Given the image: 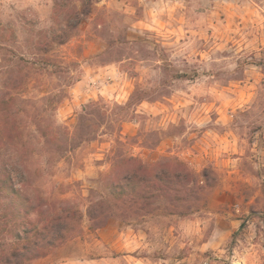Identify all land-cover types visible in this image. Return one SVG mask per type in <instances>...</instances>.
<instances>
[{"label":"rangeland","instance_id":"374dc122","mask_svg":"<svg viewBox=\"0 0 264 264\" xmlns=\"http://www.w3.org/2000/svg\"><path fill=\"white\" fill-rule=\"evenodd\" d=\"M184 116H208L214 131L232 118L248 146L239 179L220 157L187 154ZM129 154L207 168L201 200L90 228L89 198ZM3 180L29 207L67 198L83 216L44 255H11L22 211L0 188V264H264V0H0Z\"/></svg>","mask_w":264,"mask_h":264},{"label":"trees","instance_id":"16d2710c","mask_svg":"<svg viewBox=\"0 0 264 264\" xmlns=\"http://www.w3.org/2000/svg\"><path fill=\"white\" fill-rule=\"evenodd\" d=\"M85 7L75 12L69 26L76 28L80 24V15L85 17L89 13V6ZM207 176V168L197 173L175 157L162 156L149 162L132 154L117 155L102 176L104 194L90 197L86 205L89 227L98 229L114 219L129 222L157 209L184 215L201 200V191L208 185ZM199 177L203 180L199 181ZM0 188L11 197L16 215L22 211V222L17 226L20 229L15 230V235L24 241L11 255L26 260L42 256L50 247L66 242L80 231L83 214L70 199L50 198L29 207L26 193L15 183L3 180ZM18 203L23 207H18ZM40 213L45 217L39 218Z\"/></svg>","mask_w":264,"mask_h":264},{"label":"crops","instance_id":"0c3cea01","mask_svg":"<svg viewBox=\"0 0 264 264\" xmlns=\"http://www.w3.org/2000/svg\"><path fill=\"white\" fill-rule=\"evenodd\" d=\"M184 117L185 130L179 137H182L186 133H189L190 137H195L192 139L187 154L196 158L197 161H199L200 158H205V156L213 159L220 157L222 161H225V177H231L233 181L239 179L240 176L237 163L242 159V155L245 153L248 146L235 125L231 123L232 118L225 117V126L214 131V129L206 123L208 116ZM213 121L214 123L219 122L218 118H215ZM194 130L196 131L194 132ZM211 133L217 135V139L213 137ZM175 137L178 138L177 135H175ZM162 151L165 152L163 149ZM181 154H184V152H181ZM230 183L231 182H225L226 193H233L235 191L236 183ZM230 225L231 224L228 222L225 224V235H227L226 231L229 232Z\"/></svg>","mask_w":264,"mask_h":264}]
</instances>
